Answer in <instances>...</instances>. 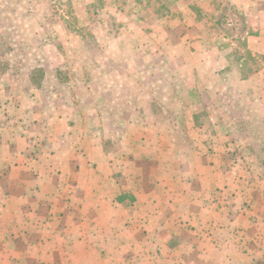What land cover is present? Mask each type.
<instances>
[{
    "label": "rangeland",
    "instance_id": "1",
    "mask_svg": "<svg viewBox=\"0 0 264 264\" xmlns=\"http://www.w3.org/2000/svg\"><path fill=\"white\" fill-rule=\"evenodd\" d=\"M259 8V1L249 9L233 0H0L6 14L0 16V32L11 29L8 42L0 34V76L10 71L5 79L22 92L25 77L31 78L38 107L67 114L64 121L81 129L76 133L82 141L100 137L113 159H156L158 180L167 174V159H180L202 134L203 147L195 154L191 147L185 156L217 155L210 139L227 134L229 142L218 154L232 168L239 159H264V55L248 50L247 43V37L264 32ZM8 102L0 106L3 118L20 127L13 113L17 103H9L11 112ZM244 137L251 142L245 144ZM33 142L40 147L37 138ZM109 168L108 187L115 192L123 170ZM69 190L62 193L74 197L75 210L68 213L75 216L57 220L88 221L85 203L75 202L82 193ZM101 192L107 189L98 188L89 201L99 205ZM222 193L215 190L210 206L234 208L236 195ZM237 206L238 215L251 210L248 200ZM117 213L121 220L131 214ZM240 232L235 235L244 246Z\"/></svg>",
    "mask_w": 264,
    "mask_h": 264
},
{
    "label": "crops",
    "instance_id": "2",
    "mask_svg": "<svg viewBox=\"0 0 264 264\" xmlns=\"http://www.w3.org/2000/svg\"><path fill=\"white\" fill-rule=\"evenodd\" d=\"M233 1L238 8L247 5L251 9L258 1L264 5V0ZM259 11V19L264 20V8ZM0 16L6 14L0 12ZM0 34L8 42L11 29ZM247 43L248 50L264 55L263 31L247 37ZM7 72L0 76V106L8 100L12 112L9 103H17L13 113L22 127L7 122L0 108V263L264 264V159H239L232 168L227 166L229 160L218 153L229 137L219 132L210 139L219 148L217 155L198 153L197 159H189L185 156L189 148L195 154V148L203 147L202 134L184 147L180 159H167V174L158 180L156 159H113L100 137L82 141L76 133L81 129L64 121L67 114L37 106L39 92L31 78L25 77L27 87L22 92L10 87L5 78L11 72ZM36 138L40 147L33 142ZM244 138L245 144L251 142ZM135 140L138 145L139 139ZM109 167L124 172L115 192L108 184ZM63 188L82 193L75 202L85 203L82 209L88 221L57 220L75 216L68 213L75 210L70 209L74 197L64 195ZM98 188L107 189L101 192L99 205L89 201ZM216 189L227 197L236 195V206L220 211L210 206ZM67 198L68 203L64 202ZM246 200L250 212L238 215L237 205ZM119 210L131 214L121 220ZM50 213L56 215L50 217ZM97 215L106 221L94 223L91 218ZM237 231L245 235L244 246L238 244Z\"/></svg>",
    "mask_w": 264,
    "mask_h": 264
}]
</instances>
